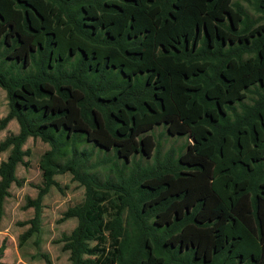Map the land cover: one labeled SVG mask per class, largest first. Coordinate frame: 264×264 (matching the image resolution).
Segmentation results:
<instances>
[{
  "label": "trees",
  "instance_id": "obj_1",
  "mask_svg": "<svg viewBox=\"0 0 264 264\" xmlns=\"http://www.w3.org/2000/svg\"><path fill=\"white\" fill-rule=\"evenodd\" d=\"M15 52L33 69L14 70ZM0 87L9 106L0 130L19 126L0 140V221L10 187L23 183L26 140L51 146L37 195L25 198L34 212L20 222L29 226L18 248L33 237L38 246L43 197L68 171L84 187L58 220L76 219L57 239L68 264H174L156 245L201 263L264 264V23L238 1L0 0ZM157 125L191 141L160 157L149 133ZM81 137L123 166L153 150L154 161L101 180L75 152ZM5 249L3 239L0 264Z\"/></svg>",
  "mask_w": 264,
  "mask_h": 264
},
{
  "label": "rangeland",
  "instance_id": "obj_2",
  "mask_svg": "<svg viewBox=\"0 0 264 264\" xmlns=\"http://www.w3.org/2000/svg\"><path fill=\"white\" fill-rule=\"evenodd\" d=\"M236 1L245 8L248 16L256 22V25L264 23V0L261 3L260 0ZM12 63V60H8L6 65ZM15 68L14 66V70ZM112 72V74L117 75L114 73V70ZM122 78L123 76L120 74L118 80H122ZM255 97V94L250 93L245 102L252 103ZM237 107L239 110L240 106L237 105ZM8 109L6 92L0 87V118L8 112ZM18 127L15 119L10 120L6 127L0 130V140L8 133H16ZM149 133L155 138L160 157H163L169 149H174L175 151L184 149L186 143L191 141L187 136L169 134L164 125L154 126ZM23 147L30 150L29 156L25 157L28 164H19L16 168V175L23 180V183L22 185L13 184L10 187V196L5 201V211L0 221V242L5 239L6 244V249L1 260L5 264H47L37 254L38 252H44L49 255L51 264H68V252L62 250V243L57 242V239L62 233H69L73 229L76 225V219L58 220L68 207L82 201L84 187L76 180H73L72 174L68 171L56 174L54 179L58 182L59 187L51 186L42 200V228L38 246L34 243L33 237L22 248H18V236L29 226L28 224L20 225V222L31 218L34 212L31 207H23L25 198L26 196L34 198L37 195V186L42 184L39 159L41 154L50 149L51 146L39 137H29ZM65 148L69 151L70 145H66ZM82 151L88 154L86 163L91 171L96 172L101 180H105L108 177L113 181H116V172L114 169L111 170V168H121L124 173H128L138 163L143 167L152 165L155 157V150L149 156L135 154L130 156L126 165L123 166V159L118 158L113 149H102L95 146L92 142L86 141L84 137H81L75 144V152L79 153ZM70 155V151L66 155H59L58 162H64ZM6 156L7 151L0 152V161L5 159ZM103 160L104 163H98V161L101 162ZM155 247L156 252L162 253V256L165 258L164 263L207 264L196 261L193 258V252L188 249L180 251L170 245H156Z\"/></svg>",
  "mask_w": 264,
  "mask_h": 264
},
{
  "label": "flooded vegetation",
  "instance_id": "obj_3",
  "mask_svg": "<svg viewBox=\"0 0 264 264\" xmlns=\"http://www.w3.org/2000/svg\"><path fill=\"white\" fill-rule=\"evenodd\" d=\"M27 46H29V44H27ZM15 54H16L15 55L16 56V64H15V67L17 68V70H19V71H21L23 73V72H28L31 69H33V65L31 63L30 57L27 59L26 62H23V59L25 58L26 54H24V53H21L20 54V53H17V52H15ZM76 56H77L76 54L75 55H72L70 57V61H72L73 59L75 60L76 59ZM58 57L57 56H55V57L53 56L52 57V51H51L50 52V56H49V60L51 61L54 58V60H53V62H54L55 59H57ZM92 63H95V64H98L99 65L101 63V61H92ZM53 65H55V62L53 63ZM21 69H23V70H21Z\"/></svg>",
  "mask_w": 264,
  "mask_h": 264
}]
</instances>
